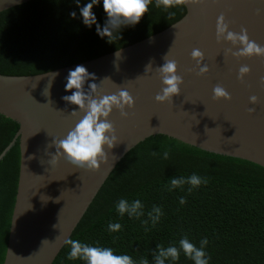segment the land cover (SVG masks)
Segmentation results:
<instances>
[{"label": "water", "instance_id": "water-1", "mask_svg": "<svg viewBox=\"0 0 264 264\" xmlns=\"http://www.w3.org/2000/svg\"><path fill=\"white\" fill-rule=\"evenodd\" d=\"M29 1L0 0V12ZM184 7L185 15L168 28L96 59L39 75H0V115L16 122L0 154V264H52L75 228L165 151L264 178V57H234L233 46L216 39L223 14L231 31L246 28L264 46V0H199ZM195 48L209 68L203 75L191 57ZM167 54L184 83L172 103H158L162 85L155 70ZM78 65L95 75L87 82L99 85L93 95L124 88L135 99L128 118L115 109L109 117L119 143L105 146L107 162L95 171L63 160L50 164L54 138L66 136L83 116L72 115L78 106L62 99L72 94L66 77ZM242 65L251 69L243 82L237 78ZM217 84L231 100L213 99Z\"/></svg>", "mask_w": 264, "mask_h": 264}, {"label": "trees", "instance_id": "trees-1", "mask_svg": "<svg viewBox=\"0 0 264 264\" xmlns=\"http://www.w3.org/2000/svg\"><path fill=\"white\" fill-rule=\"evenodd\" d=\"M90 0H80L81 6ZM72 11L77 18L70 17ZM98 23L107 17L100 5L94 6ZM175 12V16L169 15ZM185 7L164 11L155 7L135 26H122L120 38L108 42L97 35L96 25L85 26L76 0H31L0 12V75L33 76L93 60L154 35L185 15ZM116 32L114 31V35ZM16 122L0 115V154L9 144ZM169 153L139 170L87 216L70 238L82 243L111 247L115 254H128L137 262L147 258L154 264L158 244L178 246L187 236L205 251L209 264H264V178ZM197 174L207 183L189 191L191 185L169 191L170 179ZM180 197L186 200L181 205ZM139 199L144 205L140 219L121 217L116 203L121 199ZM160 206L163 216L145 231L143 220L152 206ZM119 222L122 229L110 233L109 223ZM66 244L52 264H85L68 260ZM166 264H194L181 253L179 261Z\"/></svg>", "mask_w": 264, "mask_h": 264}, {"label": "clouds", "instance_id": "clouds-1", "mask_svg": "<svg viewBox=\"0 0 264 264\" xmlns=\"http://www.w3.org/2000/svg\"><path fill=\"white\" fill-rule=\"evenodd\" d=\"M199 0H155L156 8H163L168 11L171 8L183 7ZM101 0H90L83 6L80 0H76V6L79 8V16L85 26L91 28L96 25V32L102 39L107 38L111 43L120 38V30L122 26L137 25L145 14L149 12V6L153 4V0H102L103 11L106 14V21L101 26L98 21L94 6L100 5ZM175 12L169 15L175 16ZM70 17L77 18V12L72 11ZM114 31L116 34L114 35ZM216 39L220 43L222 40L229 42L233 48L228 51L234 57H264V46L251 40L246 28H241L240 32L231 31L229 23L226 22L225 16L221 14L216 21ZM233 49H236L233 51ZM119 56V52H117ZM191 57L196 61L199 69L197 75H203L209 71L204 61V53L195 48L191 52ZM165 63L156 68V73L161 81V89L155 95V101L158 103H172V98L181 93V85L184 79L178 74V63L175 59L168 58V54L163 58ZM152 71L151 62L146 66L145 73ZM251 69L247 65L239 68L237 78L243 82L244 77L250 73ZM53 77L58 73L52 74ZM94 74L88 72L87 68L78 65L74 70H70L66 77L65 91L72 92L71 95H65L62 99L70 105L78 106V110H73L72 115H79L83 112V116L77 121L75 126L71 128L63 138H54L52 144L55 146V154H51L50 164L54 166L60 160L72 165L76 169L95 171L101 167L102 163L107 162V153L105 146L111 150L119 143L114 124L110 121L113 110H118L122 118H128V111L135 106V99L124 88H118L115 93L103 94L100 96L93 95L96 93L99 85L97 83H87L89 80H95ZM110 80V78H105ZM87 83V89L85 85ZM260 83L264 84V77H261ZM51 82L47 88H50ZM213 99L231 100V95L226 89L217 84L213 87ZM249 102L255 105L258 102L256 96H251ZM248 111L253 113L254 108ZM169 153L165 151L163 158L168 159ZM115 159V157H114ZM189 184L193 188H198L202 183H207L206 179H202L197 174H192L188 178L173 177L170 179L169 191L181 188L184 184ZM181 205L186 203L183 197H180ZM118 214L123 217L125 214L129 218L140 219L144 216V205L139 199L129 202L127 199L121 198L115 205ZM148 219L143 220L145 231H148V223L151 221L152 227L160 221L163 216V210L160 206L153 205L151 211L147 213ZM107 229L110 233L119 232L122 225L119 222L109 223ZM64 243L69 246L70 251L67 254L68 260H81L85 264H149L147 258H141L138 262L128 254H115L111 247L93 246L88 243H82L78 239L68 238ZM209 244L207 238L200 241L199 247L189 240L187 236L181 238L178 246L169 245L165 247L158 244L153 252L154 264H166V262L179 261L181 253L191 260L194 264H209L211 257L206 253L205 248Z\"/></svg>", "mask_w": 264, "mask_h": 264}]
</instances>
